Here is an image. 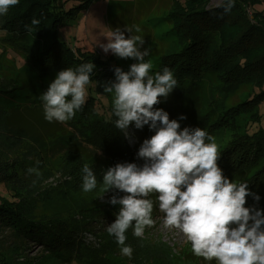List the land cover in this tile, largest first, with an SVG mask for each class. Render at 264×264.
Returning a JSON list of instances; mask_svg holds the SVG:
<instances>
[{
	"label": "trees",
	"instance_id": "1",
	"mask_svg": "<svg viewBox=\"0 0 264 264\" xmlns=\"http://www.w3.org/2000/svg\"><path fill=\"white\" fill-rule=\"evenodd\" d=\"M146 1L135 0L142 7ZM65 2L19 0L6 14L0 15V132L24 143H38V147L48 142V153L55 149L59 154L69 152L83 157L78 160L76 171L82 189L85 164L94 173L104 172L117 163L137 164L142 160L136 155L141 143L154 135V131L146 126L136 129L130 125L136 139V143L130 145L124 133L115 127L114 93L104 92V86L114 81L115 67L127 72L137 61L114 54L103 59L92 52L67 46L59 39V28L65 21L74 19L78 12L86 10L89 1L84 0L69 9L65 8ZM259 3V0H232L231 10L224 12L220 6L210 8L209 0H186L184 4L170 0L167 10L160 14H139L144 18H138L136 23L144 40L142 51L149 50L144 58L153 66L149 75L154 76L167 67L177 80V87L171 92L175 98L160 97V103L154 108L169 109L163 107L162 99H166L168 105L174 107L168 110L170 120H175L176 114L186 117L178 120L181 129L200 127L212 138L228 130L231 140L224 149H218L217 165L229 181L248 184V190L258 195L259 200L249 195L244 206L259 209L264 214V128L260 127L258 111L264 102V10L254 9ZM228 13L231 14L229 19ZM152 16L159 17L158 23L166 24L168 30L157 35L158 23L149 24ZM33 19L39 20V25H32ZM11 54L21 60L20 66ZM89 62L95 68L86 85V103L82 109L66 122L47 121L41 94L59 71L75 70ZM102 100L107 104L104 109ZM241 114H246L248 119L243 133L237 134L235 118ZM30 125L40 128L41 132L37 133ZM80 147H84L86 154ZM28 150H31L29 145ZM15 175L19 177L16 179ZM26 175L33 179L28 168L18 171L12 162H0V183L10 198L0 199V229L14 232L18 242L35 239L45 249L47 258L61 263L107 264V242L95 250L85 243L82 234L100 238L102 230L106 231L114 222L120 205L98 201V193L92 190V194L86 192L87 198L66 204V218L57 217L58 214L45 216L36 211L32 196L28 195L30 187L19 188L17 194L10 187ZM72 192L80 193L83 189ZM157 195L150 193L147 197L154 202L153 210ZM86 212L92 215L87 216ZM96 213L105 217L97 221L101 230L92 226ZM129 229L125 233V244L141 243L142 240L133 235V229ZM110 244L118 246L115 237ZM17 263L7 257L0 259V264Z\"/></svg>",
	"mask_w": 264,
	"mask_h": 264
},
{
	"label": "clouds",
	"instance_id": "2",
	"mask_svg": "<svg viewBox=\"0 0 264 264\" xmlns=\"http://www.w3.org/2000/svg\"><path fill=\"white\" fill-rule=\"evenodd\" d=\"M18 2L0 0V15ZM217 6L228 12L232 0H219ZM39 23L31 21L32 25ZM135 30L140 31L139 27ZM124 32L131 29L109 32L107 43L99 47L137 62L127 72L115 67V79L104 86V92L114 93L113 115L120 132L127 137L130 125L136 129L147 125L154 135L141 143L136 154L144 161L142 166L117 163L103 172V192L116 189L126 194L110 197L109 203L120 208L106 231L122 246L121 254L131 258L133 249L125 244L126 230L133 227V235L140 237L146 227L153 226L154 202L147 197L156 193L159 211L164 213L163 226L179 230L195 256L218 264H264V214L244 206L247 196L257 201L259 196L248 190L246 182L229 181L223 175L217 165L218 146L205 142L213 140L206 131L200 127L181 129L178 120H170L166 111L154 108L160 103L158 98H167L177 87V80L167 67L149 75L153 66L144 59L149 50H140L143 38L126 37ZM94 68L89 62L56 74L41 94L47 121L66 122L82 109ZM35 171L28 169L29 173ZM82 173L83 191L94 190L98 181L93 170L85 164Z\"/></svg>",
	"mask_w": 264,
	"mask_h": 264
},
{
	"label": "rangeland",
	"instance_id": "3",
	"mask_svg": "<svg viewBox=\"0 0 264 264\" xmlns=\"http://www.w3.org/2000/svg\"><path fill=\"white\" fill-rule=\"evenodd\" d=\"M83 1L66 0L64 6L66 9H69ZM87 1H89V4L86 10L78 12L74 19L65 21L59 28V39L72 49L79 48L82 51L92 52L103 59L112 55L111 52L105 53L99 47V44L107 43L106 37L109 32L117 28L121 31H124L125 28H130V33L124 32L126 37L129 35L140 36L139 32L135 30L137 27L136 22L138 18L142 19L144 17H141L139 14L144 15L149 12L160 14L167 10L170 5V0H147L143 4V7L136 4L135 0ZM178 1L180 4H184L186 0ZM259 1L260 3L254 9L256 11H263L264 0ZM218 3L219 0H209V7L215 9L218 7ZM230 17L231 14L228 13L227 19ZM151 20L149 24H157L160 18L155 16ZM155 28H157V35L168 30L167 25L164 23H158ZM147 40H150L149 36H147ZM147 42L146 44L149 45V42ZM142 47L140 48L141 51ZM10 56L16 60L17 66L22 64L21 60L16 56L12 54ZM168 96L175 98L171 93ZM162 100L166 103H163V107L169 108L163 110H167L166 112L169 114L168 110L174 109V107H170L166 99ZM102 105H104L103 109L106 108L107 104L105 100H102ZM258 111L260 127L264 128V102L260 105ZM241 115L235 118L237 134L243 133L246 126L245 122L248 119L246 114ZM173 119L180 120L179 114H176ZM145 126L148 127L147 125ZM33 129L37 133L41 132L40 128L33 126ZM127 131L129 135L126 137L124 134V137L128 144L134 145L136 143L134 132L130 128ZM12 138L0 132V162H12V164H16L18 171L27 168L36 169L35 172L30 173L33 179L30 178V175H26L20 179L17 185L10 186L13 190H16L13 193L17 194L19 188L30 187L27 191L31 193H28V195L30 197L32 196V202L35 203L36 211L41 212L45 216L58 214L59 216L57 217L66 218L65 207L67 203L74 202L80 198H87L88 193L84 191L80 193L72 192L74 189L82 190L80 189V177L76 171L79 167L78 160H83L84 158L69 154V152L59 154L60 151H56L55 149L48 153V142L43 143L42 147H38V143H24L19 139L14 140ZM230 140L231 135L228 130L221 131L213 138V142L217 144L218 149H224ZM28 145L31 150H28ZM79 146L83 145L80 144ZM77 148L79 149V147ZM81 149L86 154L84 147H80ZM86 150L90 151L88 148ZM143 163V160L137 161L138 166H142ZM95 175L98 183L94 190L98 193V201L112 206L109 203V199L116 192L114 189L103 192V172L100 173V170H98L95 172ZM15 176H17L16 179L19 177L18 175ZM8 193L3 183H0V199L8 198L10 200ZM89 193L92 194L91 191ZM123 195L126 194L123 192L116 194L117 197ZM85 215L91 216L92 213L86 212ZM163 217L164 213L159 211L157 202L152 212V219L154 220L153 226L146 227L143 235L138 237L142 242H130L128 244L133 249L132 254L136 255H132L131 258L121 254V245L116 246L110 244V240L114 242V237L109 235L105 230H102L100 238H95L89 233H83L82 237L85 243L95 250L100 248L98 245L101 246L103 242H107V252L105 254L107 264H218L215 260L206 261L202 257L203 260H200L199 257L195 256L190 250V242L186 241V238L179 230L168 229L163 226ZM104 219L96 213L92 220V226L100 228L99 230H101V227L97 225V221L99 220L101 222ZM131 228L133 229V227H130V231ZM110 236L112 237L109 240ZM108 244L110 247H108ZM4 257L21 264H71L55 261L51 259L52 257L47 258L45 249L35 239L18 242L14 236V232L7 228L0 229V259Z\"/></svg>",
	"mask_w": 264,
	"mask_h": 264
}]
</instances>
